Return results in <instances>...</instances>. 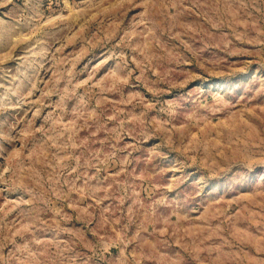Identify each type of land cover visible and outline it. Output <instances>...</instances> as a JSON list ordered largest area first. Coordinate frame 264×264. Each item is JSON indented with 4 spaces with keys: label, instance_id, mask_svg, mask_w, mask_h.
<instances>
[{
    "label": "rangeland",
    "instance_id": "obj_1",
    "mask_svg": "<svg viewBox=\"0 0 264 264\" xmlns=\"http://www.w3.org/2000/svg\"><path fill=\"white\" fill-rule=\"evenodd\" d=\"M0 264H264V0H0Z\"/></svg>",
    "mask_w": 264,
    "mask_h": 264
}]
</instances>
